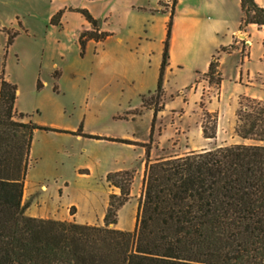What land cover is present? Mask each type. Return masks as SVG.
I'll use <instances>...</instances> for the list:
<instances>
[{
    "label": "trees",
    "instance_id": "trees-1",
    "mask_svg": "<svg viewBox=\"0 0 264 264\" xmlns=\"http://www.w3.org/2000/svg\"><path fill=\"white\" fill-rule=\"evenodd\" d=\"M176 4L177 0L163 4L169 8V19L156 89L147 94L149 100L147 95L141 96L139 108L117 116L127 119L131 114L134 119L144 109L152 110L148 140L144 142L83 133L82 123L76 131H67L25 120L26 114L14 110L17 85L6 79L2 70L0 264H264V101L239 96L234 132L251 143L151 157L155 124L164 110L162 99ZM240 7V31L249 24L264 27V7L255 0H240ZM77 11L92 25V29L79 34L83 56L87 41H103L109 33L100 30L98 21L86 9ZM61 14L59 11L52 16L51 24L59 25ZM6 33L8 48L18 31ZM220 50L231 53L233 47ZM218 67L219 56L214 55L204 73L209 84H221ZM41 87L38 79L37 89ZM199 107L203 112V137L215 138L218 113L205 109L202 99ZM35 130L66 132L143 149L142 186L133 230L115 227L118 212L131 194L134 171L127 169L105 176L108 186L117 192L108 195L103 225L25 214L29 203L23 202L24 183Z\"/></svg>",
    "mask_w": 264,
    "mask_h": 264
},
{
    "label": "rangeland",
    "instance_id": "rangeland-1",
    "mask_svg": "<svg viewBox=\"0 0 264 264\" xmlns=\"http://www.w3.org/2000/svg\"><path fill=\"white\" fill-rule=\"evenodd\" d=\"M23 1L25 0H7L9 5L15 2L16 6L21 7ZM168 9L167 7L166 10ZM33 12V16L22 15L32 26L35 38L21 36L15 46V50L21 51L23 59L5 47L4 36L0 32V76L4 70L6 79L16 85L19 83V103L28 108L36 106L39 111L37 119L47 122L44 125L65 126L64 129L72 131L82 123L87 134L112 137L129 135L141 142L148 140L151 110L144 111L132 120L116 119L118 115H124L128 111V106L139 103V99L126 90L94 93L88 96L85 110L81 108V100L87 97L81 96L77 91L68 89L59 94L52 92L51 64L53 60L60 62L57 48L62 43L68 46L65 51L68 61L65 63L69 69L81 71V57L68 33L49 25L46 1L39 0ZM0 19L5 23L13 22V17L9 20L8 13ZM243 31L240 37L235 36L229 44L233 47L231 53L220 50L229 46L227 45L214 54L219 56L218 70L223 79L220 85L209 84L204 74L196 75L192 68L196 65L199 67L197 69L202 70L206 65L205 56H201L196 62L188 61L179 68H169L166 92L162 99L164 110L159 113L155 124L152 159L236 143H251L235 135L236 110L240 95L264 101V42L263 47L256 46L252 50L253 56H258L259 60L254 59L252 63H248L250 46L245 41ZM157 49L156 44V54L153 55L148 74L149 83L152 81ZM82 67L88 68L89 63L84 61ZM38 75L41 81L48 82L43 93L36 91ZM145 97L149 100L150 95ZM201 99L205 109L218 113L217 133L212 139H205L202 135L203 112L199 107ZM62 136L64 135L37 132L33 149L35 161L28 171V182L45 183L52 192V197L58 193L57 185L61 181L70 184L74 194L76 190L81 192V215H87L89 211H101L109 193L117 192L108 186L106 171L108 173L118 167L134 171L130 198L119 210L118 225H115L116 228H123L121 230H133L144 169L141 147L103 139H77L75 135ZM77 165L89 170V173L79 175L75 169ZM81 172L86 173L85 170ZM92 221L91 225H103V219L98 215L93 216Z\"/></svg>",
    "mask_w": 264,
    "mask_h": 264
},
{
    "label": "crops",
    "instance_id": "crops-1",
    "mask_svg": "<svg viewBox=\"0 0 264 264\" xmlns=\"http://www.w3.org/2000/svg\"><path fill=\"white\" fill-rule=\"evenodd\" d=\"M38 1L25 0L22 2L23 7H21L19 5L16 6L15 2L9 5L7 0H0V17L6 13L10 16L9 20L13 17V22L8 21V23L0 19V32L4 36V45L6 46L7 42L6 31H18V35L13 39L8 49L16 53V55L18 54L21 59H23L21 51L15 50L18 39L21 36L35 38L32 26L23 19V16H33V10H35ZM42 1H46L47 3L49 25L68 33L79 55V34L83 30L92 29V25L77 11L78 9H86L98 21L100 30L109 33V36L103 41H87L85 53L83 56H80L81 71L69 69L66 65L65 62L68 61L65 55V51L68 49L67 45L62 43L57 48L56 51L59 52L60 62L53 60L51 64V69L53 70L50 83L52 92L59 94L68 89L77 91L81 96L87 97L81 100V108L85 110L88 96L94 93L126 90L130 95L139 99L138 105L128 106V110L139 108L141 106V96L147 95L149 92H154L156 89L162 58L163 41L166 38V25L169 19V13L166 10L167 7L163 4H167L168 0ZM255 1L264 7V0ZM149 10H159L160 13L153 14ZM59 11H62L60 24H51L50 20L52 16ZM242 17L243 12L240 7V0H177L173 15L168 70L173 66L179 68L188 61L196 62L201 56H205L206 65L202 70L197 69L199 67L196 65L192 66L196 75L204 74L208 69L213 55L217 53V50L222 46L229 45L235 36L240 37L241 31L239 30V26ZM243 32L246 36L244 37L245 41L250 46L248 63H252L254 59L259 60L258 56H253L252 50L256 46L258 48L259 46L263 47L264 29L255 24H249ZM156 44L158 46L157 56L153 62L154 72L152 81L149 83L148 74L151 69V60L153 55L156 54L154 51ZM84 61L89 63L88 68L82 67ZM55 73L57 74L56 79L54 78ZM38 79L40 80V75H38ZM8 80L12 82L10 79ZM37 80L36 91L43 93L48 82L40 80L42 87L41 89H37ZM166 82L165 76L164 87ZM55 85L57 91L54 90ZM20 93L21 88L19 83H17V98L14 105L15 112L26 114L27 118L25 120H32L41 125L46 124L47 122L37 119L39 111L36 106L28 108L23 107L24 105L19 103ZM147 110L150 109H144L143 113ZM129 118H132L131 114L128 115L127 120ZM116 119L120 118L116 117ZM50 127L67 130L64 129L66 128L65 126L55 124ZM76 130L72 129V131ZM39 131L42 130H35L33 133L30 150V167L35 161L33 154L34 138ZM49 133L64 135L62 137H65V135H73L66 132L49 131ZM83 133L86 132L83 130ZM75 136L77 139L83 137L82 135ZM113 137L136 140L129 135ZM131 147L134 146L131 145ZM141 153H144L142 148ZM75 169L79 175L83 174L81 173L83 170L87 172L85 174L89 173V170L81 168V165H77ZM116 170H125V168L118 167L114 168L113 171ZM57 189H59L58 193L52 197V192L48 190V186L45 183L41 181L28 182L27 172L24 183L23 202H28L29 206L25 214L35 218L75 221L80 224H93L92 218L96 215L103 219L108 196L104 201L101 211L97 212L94 210L87 212V215H81V192L78 193L76 190L74 194L71 185L64 181H61L57 185ZM71 208H73L72 214L70 213Z\"/></svg>",
    "mask_w": 264,
    "mask_h": 264
},
{
    "label": "built area",
    "instance_id": "built-area-1",
    "mask_svg": "<svg viewBox=\"0 0 264 264\" xmlns=\"http://www.w3.org/2000/svg\"><path fill=\"white\" fill-rule=\"evenodd\" d=\"M42 188H44V187H42Z\"/></svg>",
    "mask_w": 264,
    "mask_h": 264
},
{
    "label": "water",
    "instance_id": "water-1",
    "mask_svg": "<svg viewBox=\"0 0 264 264\" xmlns=\"http://www.w3.org/2000/svg\"><path fill=\"white\" fill-rule=\"evenodd\" d=\"M241 37H243V36H241Z\"/></svg>",
    "mask_w": 264,
    "mask_h": 264
}]
</instances>
